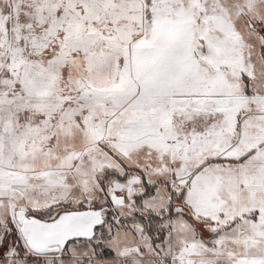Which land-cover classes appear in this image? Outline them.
<instances>
[{"label":"snow or ice","instance_id":"6c2138e0","mask_svg":"<svg viewBox=\"0 0 264 264\" xmlns=\"http://www.w3.org/2000/svg\"><path fill=\"white\" fill-rule=\"evenodd\" d=\"M0 264H264V0H0Z\"/></svg>","mask_w":264,"mask_h":264}]
</instances>
